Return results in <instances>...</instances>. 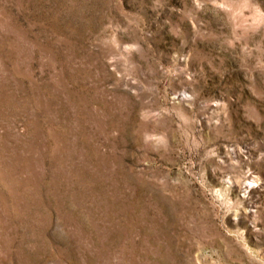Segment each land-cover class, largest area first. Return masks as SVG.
<instances>
[{"label":"rangeland","instance_id":"1","mask_svg":"<svg viewBox=\"0 0 264 264\" xmlns=\"http://www.w3.org/2000/svg\"><path fill=\"white\" fill-rule=\"evenodd\" d=\"M0 264H264V0H0Z\"/></svg>","mask_w":264,"mask_h":264}]
</instances>
